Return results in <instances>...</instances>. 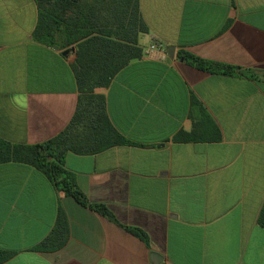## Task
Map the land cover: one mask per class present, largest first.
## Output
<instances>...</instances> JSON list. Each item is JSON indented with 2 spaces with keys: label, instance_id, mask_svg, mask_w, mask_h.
Returning <instances> with one entry per match:
<instances>
[{
  "label": "crops",
  "instance_id": "obj_1",
  "mask_svg": "<svg viewBox=\"0 0 264 264\" xmlns=\"http://www.w3.org/2000/svg\"><path fill=\"white\" fill-rule=\"evenodd\" d=\"M138 8L148 27L137 35L141 56L95 88L132 142L64 152L86 203L29 164L0 163V250L9 253L0 264H264V81L203 71L182 55L263 75L264 0H138ZM37 13L35 0H0V138L13 144L57 136L79 95L75 49L36 41ZM152 40L165 44V60L144 54ZM180 131L195 139L175 140Z\"/></svg>",
  "mask_w": 264,
  "mask_h": 264
},
{
  "label": "trees",
  "instance_id": "obj_2",
  "mask_svg": "<svg viewBox=\"0 0 264 264\" xmlns=\"http://www.w3.org/2000/svg\"><path fill=\"white\" fill-rule=\"evenodd\" d=\"M37 22L32 37L43 44L59 48L75 46L72 70L78 90L75 112L63 131L57 136L35 144H13L0 138V163L15 161L29 164L41 171L59 190L86 203L84 194L75 187L71 173L63 166V154L72 151L93 154L117 144L131 143L112 125L105 108L104 95L95 88L106 87L113 76L130 60L141 56L137 35L148 27L140 15L138 0H35ZM183 57L197 69L210 73L240 74L264 81V74L253 69H243L219 61L204 59L185 52ZM192 105H199L191 97ZM216 132L218 128L205 116ZM175 140L191 141L193 132L180 131ZM91 207L119 223L114 214L102 203ZM57 225L65 227L61 212ZM264 228V202L257 216ZM147 242L146 234L139 228L128 227ZM9 253L0 250V262Z\"/></svg>",
  "mask_w": 264,
  "mask_h": 264
},
{
  "label": "built area",
  "instance_id": "obj_3",
  "mask_svg": "<svg viewBox=\"0 0 264 264\" xmlns=\"http://www.w3.org/2000/svg\"><path fill=\"white\" fill-rule=\"evenodd\" d=\"M144 54L149 57L165 60L167 57V49L163 42L152 40L146 45Z\"/></svg>",
  "mask_w": 264,
  "mask_h": 264
},
{
  "label": "water",
  "instance_id": "obj_4",
  "mask_svg": "<svg viewBox=\"0 0 264 264\" xmlns=\"http://www.w3.org/2000/svg\"><path fill=\"white\" fill-rule=\"evenodd\" d=\"M172 48V47H171ZM168 49V53L170 54V55H172V52H171V50L173 51V49ZM74 49H75V47L74 46H71L70 48H68V49H66L64 52L65 53H68V52H70V51H74Z\"/></svg>",
  "mask_w": 264,
  "mask_h": 264
}]
</instances>
